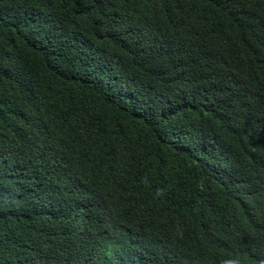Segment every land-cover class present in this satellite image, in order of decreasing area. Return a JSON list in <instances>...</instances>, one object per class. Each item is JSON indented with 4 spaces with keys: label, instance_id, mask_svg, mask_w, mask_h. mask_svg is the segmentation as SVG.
Here are the masks:
<instances>
[{
    "label": "trees",
    "instance_id": "obj_1",
    "mask_svg": "<svg viewBox=\"0 0 264 264\" xmlns=\"http://www.w3.org/2000/svg\"><path fill=\"white\" fill-rule=\"evenodd\" d=\"M0 264H264V0H0Z\"/></svg>",
    "mask_w": 264,
    "mask_h": 264
}]
</instances>
